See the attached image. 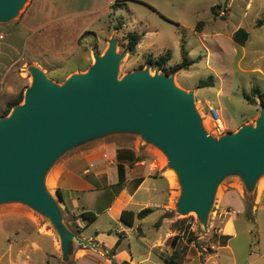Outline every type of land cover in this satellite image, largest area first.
<instances>
[{
	"label": "rangeland",
	"instance_id": "obj_1",
	"mask_svg": "<svg viewBox=\"0 0 264 264\" xmlns=\"http://www.w3.org/2000/svg\"><path fill=\"white\" fill-rule=\"evenodd\" d=\"M91 1L28 0L15 19L0 23V115L21 94L19 104L23 103L25 90L32 82L30 66L41 68L61 84L71 74L85 72L94 62L93 49L103 54L115 35L118 52L126 53L120 64V78L147 66L152 73H175L178 86L187 91L198 89L196 106L206 129L217 138L247 118H252L248 123H255L259 100L264 102L252 92L257 88L264 93V23L257 25L259 19L264 22V0H122L114 1L109 11L102 8L104 0H96L93 5L97 13L86 11ZM116 26L120 29L116 30ZM204 26L202 33L200 28ZM235 28L248 31L245 45L230 37ZM129 32L142 36L134 52L128 49ZM182 42L189 58L196 62L188 68L166 72L167 66L156 62L158 57L169 50L168 66L180 63ZM210 76L214 77V85L199 87ZM211 108L220 114L221 130L210 118ZM157 153L165 167V156ZM169 171L175 177L173 181L168 171L165 173L174 190L176 211L181 189L175 172ZM231 178L220 184L207 230L196 213L175 212L178 228L185 231L186 239L203 244L204 254L212 251L211 242L219 240L215 231L219 226V206L224 186L232 182ZM46 185L57 199L49 178ZM236 185L243 191L247 208L246 216L236 220L238 236L233 241L242 247L238 253L241 264L254 249L259 234L264 244V210L258 212L255 221L251 212L253 194H248L239 182ZM0 264H66L58 233L49 219L22 203L0 204ZM67 264H74V260Z\"/></svg>",
	"mask_w": 264,
	"mask_h": 264
},
{
	"label": "water",
	"instance_id": "obj_2",
	"mask_svg": "<svg viewBox=\"0 0 264 264\" xmlns=\"http://www.w3.org/2000/svg\"><path fill=\"white\" fill-rule=\"evenodd\" d=\"M28 0H0V23L15 19ZM126 53L113 35L103 54L63 83L30 66L24 101L0 117V204H25L49 219L58 233L63 261L79 244L91 245L65 223L46 185L50 170L68 152L113 134H133L154 146L176 174V213H196L204 229L220 184L240 179L253 194L264 176V102L254 124L215 137L196 106L195 91L176 84L175 73L150 66L119 77Z\"/></svg>",
	"mask_w": 264,
	"mask_h": 264
},
{
	"label": "crops",
	"instance_id": "obj_3",
	"mask_svg": "<svg viewBox=\"0 0 264 264\" xmlns=\"http://www.w3.org/2000/svg\"><path fill=\"white\" fill-rule=\"evenodd\" d=\"M114 1L104 0L102 8L109 11ZM95 2L92 0L86 11L97 13ZM204 30L205 26L200 28V32ZM236 30L230 33L232 39ZM193 91L197 96L198 89ZM258 115L259 111L255 117ZM157 151L137 135L113 134L73 149L50 170L48 178L65 223L79 238L94 245L79 244L74 264H240L242 247L233 243L238 236L236 220L247 212L243 191L236 185L242 184L240 179L232 177L224 186L215 229L219 240L211 242L212 251L204 254L206 247L186 239L185 231L178 228L174 190L165 174L169 169L161 165ZM146 208L152 212L143 218L135 216L132 225L121 218L124 210L137 214ZM260 210H264V176L253 193L255 221ZM86 212L94 213L96 219L84 220L81 215ZM241 264H264L260 234Z\"/></svg>",
	"mask_w": 264,
	"mask_h": 264
},
{
	"label": "trees",
	"instance_id": "obj_4",
	"mask_svg": "<svg viewBox=\"0 0 264 264\" xmlns=\"http://www.w3.org/2000/svg\"><path fill=\"white\" fill-rule=\"evenodd\" d=\"M117 1L119 2V1H122V0H117ZM111 7L113 8V6H111ZM212 12L215 13L214 12V7L212 8ZM263 23H264L263 20L259 19L258 22H257V25L260 26ZM202 24L203 23L200 22L199 26H201ZM115 29L116 30L120 29V26H116ZM126 38L128 40V49L131 52H134L135 49H136V46L139 44L140 40L142 39V36L138 32H129L127 34ZM248 38H249V33L244 28H239L233 34L234 42L239 44V45H245L247 40H248ZM181 55H182V61L180 63L174 65V66H168V62H169V60L171 58V52L169 50H167L166 55H162V56L158 57L156 62L162 67L163 66H167L165 68V71L169 72V73L179 71V70H181L183 68H188L193 63L196 62L195 59H190L189 58V53H188L187 49L185 48V43L184 42H182V45H181ZM212 85H214V77L213 76H210V78L207 81H201L199 83V87L212 86ZM252 92H256V95L259 98H264V93H260V91L257 88H253ZM22 100H23V94H21L16 100H13L12 102H10L8 104L7 108L2 113V115H0V117L8 115L10 113V111L12 110V108L15 105L19 104ZM247 100L250 103L253 104V101L248 96H247ZM58 195H59V197L61 196L60 191H58ZM151 212H152V209H150V208H146V209L140 211L137 214H135L132 211L124 210L122 212L121 218L128 225H132L133 222H134L135 216H137L138 218H143V217L147 216ZM81 217L84 220H87L88 222H93L96 219V215L94 213H92V212L83 213L81 215ZM118 245H119V242H117L114 250L118 247ZM111 254H112V252L109 255H111Z\"/></svg>",
	"mask_w": 264,
	"mask_h": 264
},
{
	"label": "built area",
	"instance_id": "obj_5",
	"mask_svg": "<svg viewBox=\"0 0 264 264\" xmlns=\"http://www.w3.org/2000/svg\"><path fill=\"white\" fill-rule=\"evenodd\" d=\"M210 118L216 123L218 130H221L222 128L221 117L216 108L210 109Z\"/></svg>",
	"mask_w": 264,
	"mask_h": 264
},
{
	"label": "bare ground",
	"instance_id": "obj_6",
	"mask_svg": "<svg viewBox=\"0 0 264 264\" xmlns=\"http://www.w3.org/2000/svg\"><path fill=\"white\" fill-rule=\"evenodd\" d=\"M221 123H222V121H221ZM222 127H223V123H222ZM168 173L170 174V176L172 177V179H173V181L175 180V177H174V174H173V172H171V171H168Z\"/></svg>",
	"mask_w": 264,
	"mask_h": 264
}]
</instances>
